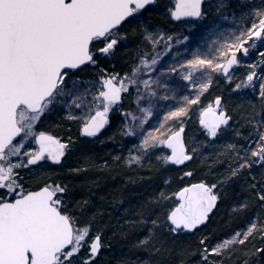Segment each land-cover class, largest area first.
I'll return each instance as SVG.
<instances>
[{"label": "snow or ice", "instance_id": "obj_1", "mask_svg": "<svg viewBox=\"0 0 264 264\" xmlns=\"http://www.w3.org/2000/svg\"><path fill=\"white\" fill-rule=\"evenodd\" d=\"M158 3L0 0V264H103L109 232L148 253L137 264H264V0H218L229 27L203 23L206 0H166L176 32L152 18ZM251 50L260 59L245 63ZM115 113L130 147L111 162L70 165L71 128L45 127L99 140ZM113 167L162 187L126 207L115 197L116 217L91 189L77 199L74 182Z\"/></svg>", "mask_w": 264, "mask_h": 264}, {"label": "trees", "instance_id": "obj_2", "mask_svg": "<svg viewBox=\"0 0 264 264\" xmlns=\"http://www.w3.org/2000/svg\"><path fill=\"white\" fill-rule=\"evenodd\" d=\"M66 127H68L67 124L62 128L65 129ZM71 131L74 133L72 136L76 140L77 155L71 158L72 164L70 165L76 166L78 163L82 164L84 157H90L97 162H103L104 160L111 162V157L114 155L121 154L125 156V150H123V148L120 150L116 149V147H119L117 144L113 145L109 143L98 148H91L87 145V139L91 138L86 139L79 136V130L77 126L76 128L75 126L72 127ZM107 131L108 129L105 130L104 135L107 133ZM121 137L123 136H121L119 131H117L116 135L112 134L111 139L115 142H118L117 140ZM123 142H125V140H123ZM139 171L142 175L143 170ZM130 172L131 171L125 168L116 167H113L110 171H98L96 169L90 170L84 174V179L76 181L73 184L77 199L91 195L89 192V189H91L92 192L97 193V195L93 196L97 207L103 211L105 215L111 213L112 217H116L121 214L122 206L119 203L113 202L115 197H120L121 194H123V207H126L129 205V201L135 204V202L140 199V197L134 195V193L143 192L147 196L152 194L157 188L162 187L161 177L158 173L153 172L150 180L144 179L141 181L136 172ZM129 177L137 179V184L133 185L129 183ZM199 179H201V177L199 174H197L196 180ZM177 182L178 181H172V184L174 185L173 190L177 187ZM101 196L103 199H101ZM221 211L223 212V210ZM108 236L113 238L110 232L108 233ZM115 238L117 239H115L117 243L119 237L116 236ZM119 244L121 248L117 249L114 255H106L103 259V264H120L121 260H126L127 264H134L132 261H135V264H137L138 261L142 262L149 259L147 252L132 247V241H121Z\"/></svg>", "mask_w": 264, "mask_h": 264}, {"label": "rangeland", "instance_id": "obj_3", "mask_svg": "<svg viewBox=\"0 0 264 264\" xmlns=\"http://www.w3.org/2000/svg\"><path fill=\"white\" fill-rule=\"evenodd\" d=\"M166 2V0H159V3L157 4V13L152 17L158 24H161V25H165L166 27H168L169 31H172V32H176V31H184V29H178L177 27L175 26H169V25H166V22L161 18L160 16V12H163L165 11L164 7H163V4ZM229 4L230 5H235L237 3H241L242 0H228ZM206 3L208 4H211L213 6V9L209 11V14L208 16L206 17L205 21L203 23L207 24L208 22L210 21H216V22H221L222 23V26L223 27H229L230 25L228 24L227 21H219L218 19V16L216 14V12L214 11V6L218 3V0H206ZM226 12L230 13L231 11H233V9L231 7H229L228 9L225 10ZM185 34L187 35L188 33L185 32ZM212 39H214V37H208V40L211 41ZM196 43H199L198 40H194L193 41V44H196ZM260 59L258 53L256 50H251L250 51V55L249 57L245 58V63H254V62H257L258 60ZM130 62V60H129ZM120 66V65H119ZM118 66V67H119ZM244 71V68H243V65L240 66L239 70L236 72V76H240ZM220 88H223L224 85L221 84L219 85ZM216 85L213 86V93L212 95H209L207 96V98H202L204 99V103H208V101L212 100L216 94ZM185 94H187V90H185ZM225 98L228 99V94L225 92ZM177 101H168L167 103H176ZM231 102H234L236 104H239L240 101L237 99V97L235 95H233L231 97ZM128 101H125V105L127 107L128 105ZM230 106H231V103H230ZM111 120H112V123L110 126H108L106 129H108L107 133L104 135V136H101L99 140L97 139H94V138H91V139H87V145L91 148H98V147H101V146H105L106 144H113V145H118L119 147H116L117 150H120L123 148V150H125L124 154L125 156L127 155V147H130V144L128 143L129 141V138L127 137H121L120 139H118L117 141L118 142H115L113 141L112 139H110V137L113 135H116L117 131H119V126H120V122H121V114L120 113H115V114H112L111 116ZM56 123H59L61 124L62 126L61 127H56ZM68 125V127H66L65 129L62 128L63 126L65 125ZM76 128V126L78 127V125L74 122H69V121H66V120H57L55 122L53 121H49L46 123L45 127H47L50 131H52L53 133L61 136V137H66L69 133H68V128L70 127L71 130H72V127ZM198 128H199V124H198V121L193 118V120L191 122H189L187 125H186V133L189 137H198L199 136V131H198ZM79 130V128H78ZM116 132V133H115ZM74 135V133L71 131V135ZM118 138V137H117ZM123 140H125V142H123ZM120 145H124L125 147H122ZM209 151H211V149H209ZM72 157H69L68 159V163L69 164H72ZM193 168H196L197 169V174L200 175L201 179H204V178H208V179H211V175H207L206 177V173L204 170H201L200 168L197 167V165H193ZM132 173V172H130ZM190 179V178H189ZM174 180V182H176V178H175V174H173V179L172 181ZM178 183V182H177ZM174 185L172 184L171 187L172 189L174 188L173 187ZM223 210V209H222ZM111 243H112V246L110 248H106L104 250V256L102 259L105 258L106 255H114L116 250L121 248L120 247V244L119 243H116L115 241V237H110L108 236ZM117 240V239H116ZM124 249V248H123ZM134 264H135V261H132Z\"/></svg>", "mask_w": 264, "mask_h": 264}, {"label": "water", "instance_id": "obj_4", "mask_svg": "<svg viewBox=\"0 0 264 264\" xmlns=\"http://www.w3.org/2000/svg\"><path fill=\"white\" fill-rule=\"evenodd\" d=\"M178 23V22H177ZM85 138H87V137H85Z\"/></svg>", "mask_w": 264, "mask_h": 264}]
</instances>
